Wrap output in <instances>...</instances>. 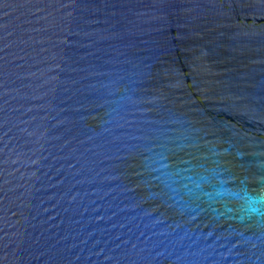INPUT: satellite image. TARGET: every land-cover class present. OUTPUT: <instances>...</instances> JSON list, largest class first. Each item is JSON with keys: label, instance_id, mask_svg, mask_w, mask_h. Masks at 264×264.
I'll list each match as a JSON object with an SVG mask.
<instances>
[{"label": "water", "instance_id": "water-1", "mask_svg": "<svg viewBox=\"0 0 264 264\" xmlns=\"http://www.w3.org/2000/svg\"><path fill=\"white\" fill-rule=\"evenodd\" d=\"M0 264H264V0H0Z\"/></svg>", "mask_w": 264, "mask_h": 264}]
</instances>
